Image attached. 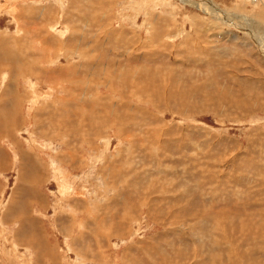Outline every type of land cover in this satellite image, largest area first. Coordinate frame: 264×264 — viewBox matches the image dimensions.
<instances>
[{
    "label": "rangeland",
    "instance_id": "1",
    "mask_svg": "<svg viewBox=\"0 0 264 264\" xmlns=\"http://www.w3.org/2000/svg\"><path fill=\"white\" fill-rule=\"evenodd\" d=\"M181 1L0 0V264H264V55Z\"/></svg>",
    "mask_w": 264,
    "mask_h": 264
},
{
    "label": "bare ground",
    "instance_id": "2",
    "mask_svg": "<svg viewBox=\"0 0 264 264\" xmlns=\"http://www.w3.org/2000/svg\"><path fill=\"white\" fill-rule=\"evenodd\" d=\"M239 1L241 3L236 8L239 9V10H246L247 4H249L248 2L250 0H239ZM181 2L183 3V5L184 4H187V5L191 6V7L197 8V9H199V10H201V11L209 14L210 16L214 17V19H213L214 21L212 22L214 24L212 26L213 28H218L220 31H223L224 29H227V28H228V30L238 29L239 28L238 29V31H240L239 33H241L243 35V37H246V36L251 37V40L255 44L256 48L258 50L262 51V54L264 55V38H262V36H261L262 35V32H261L262 27L260 25V23H262L264 21V10L261 11V12H259L258 14H254L253 13V16H255V17H251V16H247L249 14H247V15L246 14H243V15H241V14H238V13L233 12V11H231V12L230 11L229 12L228 11H224V10L220 9L218 6H215L211 2V0H182ZM169 13H171V12L169 11ZM166 15H167V13H166ZM194 17L197 18L198 20H201V17L198 16L197 14L194 15ZM261 18H263V20ZM172 20H174V21L171 22L172 25L173 24L176 25L178 23V22L177 23L175 22V18H173ZM147 22H148V19H147ZM194 23H193V26H196ZM150 26H152V25H150ZM152 28H153V26H152ZM184 31H186V30L184 29ZM184 31H183V33H184ZM188 37L189 36L187 35L186 42L188 40Z\"/></svg>",
    "mask_w": 264,
    "mask_h": 264
}]
</instances>
